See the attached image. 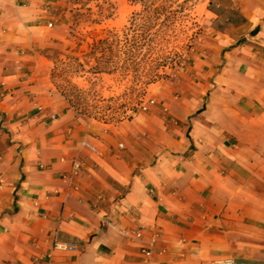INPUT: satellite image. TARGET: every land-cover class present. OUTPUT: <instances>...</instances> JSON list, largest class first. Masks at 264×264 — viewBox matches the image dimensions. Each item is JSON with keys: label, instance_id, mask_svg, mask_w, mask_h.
<instances>
[{"label": "crops", "instance_id": "crops-1", "mask_svg": "<svg viewBox=\"0 0 264 264\" xmlns=\"http://www.w3.org/2000/svg\"><path fill=\"white\" fill-rule=\"evenodd\" d=\"M229 1L183 80L101 125L47 83L51 1L0 0V264H264V0Z\"/></svg>", "mask_w": 264, "mask_h": 264}, {"label": "rangeland", "instance_id": "rangeland-1", "mask_svg": "<svg viewBox=\"0 0 264 264\" xmlns=\"http://www.w3.org/2000/svg\"><path fill=\"white\" fill-rule=\"evenodd\" d=\"M44 58L51 90L91 123L141 113L162 85L183 80L229 0H49ZM211 3H213L211 5Z\"/></svg>", "mask_w": 264, "mask_h": 264}, {"label": "built area", "instance_id": "built-area-1", "mask_svg": "<svg viewBox=\"0 0 264 264\" xmlns=\"http://www.w3.org/2000/svg\"><path fill=\"white\" fill-rule=\"evenodd\" d=\"M48 26L51 27L52 24L50 23V24H48ZM153 104H154V100H153V99L149 100V101H148L147 103H145V104H142L141 111H142V110H146V109L148 108L149 105H153ZM120 148H123V146L120 145ZM78 167H79V165H77V164H75V165L73 166L72 176L77 175ZM136 236H137V235H136Z\"/></svg>", "mask_w": 264, "mask_h": 264}]
</instances>
